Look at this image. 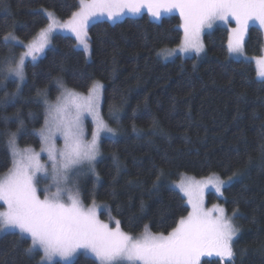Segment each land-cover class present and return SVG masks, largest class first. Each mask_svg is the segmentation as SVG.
Instances as JSON below:
<instances>
[{
    "label": "trees",
    "instance_id": "1",
    "mask_svg": "<svg viewBox=\"0 0 264 264\" xmlns=\"http://www.w3.org/2000/svg\"><path fill=\"white\" fill-rule=\"evenodd\" d=\"M78 8V0H6L0 6V61L23 50L22 46H3L8 31H14L25 43L47 25L42 9L66 20ZM87 35L89 57L76 48L74 37L53 35L38 61L26 62L22 92L15 104L0 106V117L15 121L13 113L19 108L20 119L31 133L44 119L42 106L25 102L36 98L37 89L47 87L49 99H55L57 77L79 92H86L91 81L102 82L107 89L103 117L109 125L118 127L120 136L118 143L108 138L101 143L96 164L99 182L94 186L96 177L91 175L80 179L83 204H92L93 198L96 203H104L101 217L119 220L121 230L130 235L143 232L145 224L153 233L167 234L189 211L171 182L183 174L202 178L215 173L224 179L237 172L238 178L223 189L221 199L213 193L207 195L208 204L219 202L230 215L238 208L235 222L241 229L233 245L234 261L213 263L264 264V155L259 151L264 143V83L257 79L253 61L229 56L228 28L220 25L205 34L204 51L199 57L178 55L171 60L157 53L180 44L183 32L177 14L158 20L144 12L113 23L95 21L88 25ZM262 47V30L250 26L244 44L246 54L259 57ZM15 87L14 79L4 81L0 97L15 91ZM114 89L116 103L122 107L119 126L109 118ZM121 96L126 102H121ZM134 109L137 115L133 121ZM29 112L33 113L31 117ZM133 122L137 132L132 131ZM8 127L15 131L16 123ZM3 128L0 120V130ZM19 146L40 148L38 138L24 133ZM113 154L118 156V164ZM9 166L6 150L0 145V175ZM161 168V186L153 188ZM29 244L30 238H18L13 232L0 235V264H39L38 251H25ZM93 261L79 255L67 264Z\"/></svg>",
    "mask_w": 264,
    "mask_h": 264
},
{
    "label": "snow or ice",
    "instance_id": "2",
    "mask_svg": "<svg viewBox=\"0 0 264 264\" xmlns=\"http://www.w3.org/2000/svg\"><path fill=\"white\" fill-rule=\"evenodd\" d=\"M5 3L6 0H0V6ZM78 3V11H73L60 28L74 34L77 46H82L85 53L89 50L87 28L91 20L106 16L109 21H115L122 15L136 16L143 8L157 18L162 12H179L183 37L178 49H162L157 53L164 59L177 50L199 57L204 51L202 31L218 22L224 25L234 22L235 27L228 29V53L244 56L245 35L250 25L257 24L264 29V0H78ZM47 16V26L27 44L19 40L14 31L4 35V47L23 46L25 51L19 58L13 55L0 61V84L12 78L16 85L15 91L5 92L0 97V106L16 103L26 82V62L30 60L35 64L50 45L57 20L53 13ZM260 50L264 53V47ZM251 59L257 65V79L264 83V55ZM54 83L58 91L55 102H50L47 87L37 89L36 98L25 101L43 107L44 119L39 129L27 133L19 108L13 113L15 121L12 117H0L4 123L0 145L10 162L6 172L0 175V201L6 206L0 210V233L12 231L18 238H30L25 251L29 254L38 251L41 254L39 264H52L56 257L67 261L78 249H84L86 255L90 253L94 257L93 264H201V257L205 256L234 261V240L241 231L234 223L239 209H233L231 215L220 205L206 210L203 195L205 189L211 187L222 196L223 189L238 178L237 172L226 180L213 173L202 180L190 178L173 186L183 194L182 198H186L190 211L187 216L180 217L167 234L153 233L150 225L145 224L142 235L134 238L121 230L119 220L115 221L114 228L101 221L98 210L103 211L105 206L96 205L94 198L92 206L85 207L79 177L91 173L96 177L94 186L99 182L96 163L101 155V143L105 138L113 144L118 143L120 133L118 127L110 126L103 117L107 89L102 82L88 83L86 93L67 87L59 77ZM116 97L114 89L109 102V118L119 126L122 107L116 103ZM121 102H126L123 96ZM32 115L29 112V116ZM136 115L134 109L133 121ZM89 119L90 137L86 127ZM11 122L16 123L15 131L8 127ZM132 131L137 132L134 122ZM22 133L38 138L39 151L28 146L20 148ZM261 138L264 139V131ZM259 151L264 155V143ZM113 160L118 164L116 154ZM163 176L164 170H157L153 188L161 186ZM108 211L110 213L111 209Z\"/></svg>",
    "mask_w": 264,
    "mask_h": 264
},
{
    "label": "rangeland",
    "instance_id": "3",
    "mask_svg": "<svg viewBox=\"0 0 264 264\" xmlns=\"http://www.w3.org/2000/svg\"><path fill=\"white\" fill-rule=\"evenodd\" d=\"M79 9V8H78ZM78 9H77V11H78ZM42 11L44 12V14L47 16V13H52L51 11H49V10H46V9H42ZM147 13L148 15H149V17L151 18V19H160L162 16H168V15H171V14H177L178 16H179V12L178 11H176V10H172L171 12H167V13H165V12H162L161 13V16L159 17V18H157V17H153L149 12H148V10L146 9V8H143V9H141V12H140V14H142V13ZM140 14H138V15H136V16H139ZM55 16V15H54ZM127 16H130V17H136V16H133V15H122L120 18H118L117 20H115V21H109L108 19H107V17L106 16H103V17H96V18H94L93 20H91L90 21V23H89V25L91 24V23H93V22H95V21H107V22H111V23H113V22H117V21H120L121 19H123L124 17H127ZM180 17V16H179ZM47 18H48V16H47ZM55 18H56V20H57V26H56V31H54V33H53V35H55V34H63V35H70V36H72V37H74L75 38V36H74V34H72L70 31H67V30H61V28H60V26L61 25H63L67 20H69L70 18H68V19H66V20H61V19H59V18H57L56 16H55ZM48 23H49V20H48ZM47 23V24H48ZM180 24H181V19H180ZM220 25H224V24H222V23H216V24H214L213 25V27L212 28H205L203 31H202V33H201V41H202V43H203V37H204V35L205 34H207L208 32H210V31H212L215 27H217V26H220ZM253 25H256V26H258L257 24H252V25H250V26H253ZM47 26V25H46ZM46 26H44L43 28H45ZM224 26H226L228 29H229V27H235V24H234V22L232 23V24H230V25H224ZM181 30H182V32H183V29L182 28H180ZM262 30V32H263V43H264V29H261ZM39 32V31H38ZM228 35H229V32H228ZM246 35H247V33H246ZM246 35H245V40H246ZM36 36V35H35ZM76 39V38H75ZM30 41V40H29ZM28 41V42H29ZM28 42H25L24 44H27ZM89 42V41H88ZM245 44V43H244ZM75 45H76V48H78V49H81V50H83V47L82 46H77V41H76V43H75ZM203 45H204V43H203ZM23 47V46H22ZM49 47V46H48ZM47 47V48H48ZM46 48V49H47ZM227 48H228V39H227ZM172 49H178V45L177 46H174V47H172V48H170V49H166V50H172ZM23 51H25V48L23 47V50L22 51H20V52H17V53H15V52H13L10 56H15L16 58H19V56L22 54V52ZM84 51V50H83ZM89 53H90V45H89V50H88V52L87 53H85L86 55H87V57H89ZM203 53V52H202ZM201 53V54H202ZM244 53H245V55L244 56H230L231 58H235V59H245V57H247V59H245V60H250V61H253V63H254V66H255V68H256V71H257V65H256V62L254 61V60H252L251 58L252 57H250V56H248L247 54H246V51H245V49H244ZM44 54V53H43ZM43 54H41V56L43 55ZM229 54V53H228ZM178 55H180V56H189V55H195V53H191V54H181V53H179V51L177 50L172 56H170V57H168L167 59H165V60H171V59H173L174 57H176V56H178ZM263 55H264V53H263ZM40 56V57H41ZM39 57V58H40ZM38 58V59H39ZM162 58V57H161ZM162 59H164V58H162ZM28 61H30V60H28ZM27 61V62H28ZM79 92V91H78ZM84 93H86V92H84ZM50 100V102H55V100H56V98L55 99H49ZM111 126V125H110ZM86 127H87V129H88V134H89V137H90V134H91V120L89 119L88 121H87V124H86ZM106 139V138H105ZM20 148H23V147H20ZM40 149V148H39ZM39 149H35L36 151H39ZM101 156V155H100ZM100 159V157H98V160ZM98 160H97V162H98ZM97 164V163H96ZM3 175V174H2ZM86 175H91L92 177H95V176H93L91 173H88V174H86ZM86 175H82V176H80L79 177V183H80V179L81 178H83V177H85ZM208 177V176H207ZM190 178H192V179H195V180H202V179H204V178H206V177H202V178H196V177H193V176H190V175H186V174H183V175H181L180 176V178L178 179V180H176V181H174V182H171L170 183V186L171 187H173V186H175V185H177V184H179L182 180L183 181H187L188 179H190ZM221 179H223V178H221ZM225 180L227 179V178H224ZM40 188L42 189L43 188V184H41L40 185ZM174 189H176L178 192H179V189L178 188H175V187H173ZM180 193V192H179ZM209 193H213L216 197H218V198H222L223 197V195L222 196H219L216 192H215V189H213V188H211V187H208V188H206L205 189V191H204V195H203V201H204V208L206 209V210H208V209H212V207H213V205H220V206H222L219 202H215V203H212V204H208L207 203V195L209 194ZM182 196H183V194L182 193H180ZM40 195H41V198H43V193H42V191H41V193H40ZM185 199V201H186V198H184ZM96 203V202H95ZM93 204V203H92ZM92 204H90V205H84L85 207H89V206H92ZM187 204V203H186ZM96 205H98V206H105V204L104 203H96ZM6 206H4L3 205V202L2 201H0V210H4V208H5ZM223 207V206H222ZM105 208V207H104ZM104 210V209H103ZM189 211H190V208H189ZM227 213V212H226ZM228 214V213H227ZM228 215H230V214H228ZM187 216V215H186ZM98 218L101 220V221H103V222H105V223H108L109 224V226L110 227H115L116 225H115V219H113V218H111V217H107L106 219H104V218H102L101 217V211H99L98 210ZM234 223L236 224V222L234 221ZM9 232H12V231H9ZM7 233V232H6ZM142 233L143 232H141V233H139V234H137V235H131V236H133L134 238H139L141 235H142ZM2 234H4V233H0V235H2ZM237 239V238H236ZM235 239V240H236ZM235 240H234V242H235ZM79 255H84V256H89V257H91V254L89 253V254H85V250L84 249H78L77 250V252L69 259V260H67V261H62V260H60V258L59 257H56V258H54V260H53V262H52V264L53 263H55V262H62V263H64V264H67V263H69V262H71V261H73L75 258H77ZM91 258H93L94 259V257H91ZM205 260H208V261H212V264H214L213 262H214V260H220V261H224V262H232V260H229L228 258H221V257H217V256H211V257H207V256H205V257H201V264H204V261Z\"/></svg>",
    "mask_w": 264,
    "mask_h": 264
}]
</instances>
